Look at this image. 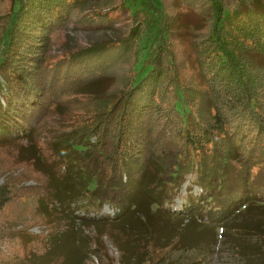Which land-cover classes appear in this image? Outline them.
Segmentation results:
<instances>
[{"label":"trees","instance_id":"obj_1","mask_svg":"<svg viewBox=\"0 0 264 264\" xmlns=\"http://www.w3.org/2000/svg\"><path fill=\"white\" fill-rule=\"evenodd\" d=\"M116 5L131 20L123 36L51 55L55 31L76 17L106 24L112 12L103 10ZM181 9L195 37L186 75L170 37ZM9 146L38 185L6 176L0 218L26 193L49 230L43 252L0 264H65L46 254L76 226L107 235L120 264H138L132 254L148 242L195 247L209 226L264 245V0H0V148ZM202 223L209 228L198 230Z\"/></svg>","mask_w":264,"mask_h":264},{"label":"rangeland","instance_id":"obj_2","mask_svg":"<svg viewBox=\"0 0 264 264\" xmlns=\"http://www.w3.org/2000/svg\"><path fill=\"white\" fill-rule=\"evenodd\" d=\"M116 1L119 2L120 0ZM189 7L194 8V5ZM182 10H175L176 14H182L178 15L174 22L172 21L171 28L175 29V31L170 37L172 38V50L177 59L178 69L182 70V73L186 75V71L187 73L189 72V64L187 62L185 64L184 60L194 56L193 43L195 37L192 28L183 30V27H187L189 24L184 22L181 16L189 10ZM103 11L112 12L110 13V22L106 24L91 26L84 23V21H79L80 17H76L75 20L55 31L50 42L51 55L68 53L83 48L88 44L113 40L116 37L123 36L131 26L127 11H123V8H119L117 5L112 8H106ZM93 14V12H90L88 15L92 16ZM176 14L174 16H177ZM191 14V11L187 13V15ZM152 40V35L142 39L140 43L141 50L137 57L139 65L146 58L147 47ZM125 59L123 60H128L127 58ZM103 87H98L100 88L98 91L102 90ZM71 104L70 107L75 111L77 108L76 102ZM57 118L58 116L53 115L47 125L52 126L53 119ZM46 138L39 136V144L41 145V142L45 141ZM43 150H46L44 146ZM9 175L18 177L14 180L18 187L35 188L38 185L35 179L38 173L35 172L30 164L17 162L15 148L12 146L0 148V185L3 183L4 178ZM192 179L191 176H188V182L182 186L180 195L175 199L172 209L178 210L183 207L184 197L187 193L186 187ZM199 192L200 189L194 186L193 193L199 194ZM19 198V200L9 206L8 211L0 218V221H5L7 224L4 227L7 233L0 238V262L19 257L30 250L36 253H41L44 250L40 234H44L49 228L43 223V218L38 212H33V210L29 209L34 207L33 198L26 193L19 194ZM110 211V208H102L104 213ZM244 216H246V213ZM259 217H264V211L259 214ZM8 219H11V221L8 222ZM187 222V220L182 222L181 228H187ZM206 226V224L202 223L197 228L204 231L212 227V232L205 233L203 239L195 247L179 249L177 246L173 247L172 243L160 245L161 241L159 239L161 238H159L158 241L160 243L148 244V242L144 246H139L140 248L135 249L131 262H137L138 264H168L171 262L189 263L200 260V264H264V245H262L258 237L253 235L243 236L238 232L224 230L221 227L209 226L207 228ZM74 228L68 231L67 234L59 236V241H57L59 243L51 247L46 254L47 262L56 263L58 260L64 259L65 264H120V251L107 235L97 238L91 229L86 228L82 232V228L78 226ZM11 230H25L30 236H36L35 238L37 239L30 242L21 241L10 235L9 232ZM82 233L84 234L83 237ZM145 234L147 235L148 233ZM133 244L138 245L139 243L133 242Z\"/></svg>","mask_w":264,"mask_h":264}]
</instances>
